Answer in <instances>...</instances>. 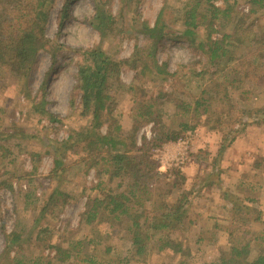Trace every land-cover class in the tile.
I'll list each match as a JSON object with an SVG mask.
<instances>
[{
  "label": "rangeland",
  "instance_id": "374dc122",
  "mask_svg": "<svg viewBox=\"0 0 264 264\" xmlns=\"http://www.w3.org/2000/svg\"><path fill=\"white\" fill-rule=\"evenodd\" d=\"M104 1L115 19L107 35L91 24L96 13L92 0L67 1L68 15L66 0H48L47 43L28 76H17L9 68L0 72V264H12L21 254L58 264L53 245L67 246L77 239L99 242L87 248L112 264H205L228 257L235 236L249 239L251 257L255 256L264 245V5L249 12L247 0L215 1L230 8L231 20L216 22L211 39L225 34L233 39L224 41L230 54L211 64L207 47L199 45L209 41L205 25L193 42L179 35L178 22L168 23L171 33L162 38H150L146 31L145 25H153L163 6L165 17L175 19L185 0ZM229 41L233 43L226 44ZM152 46L158 62L173 75L157 76L152 68L143 73ZM89 48L117 61L132 58L121 64L122 87L117 88L116 81L113 88L123 135L132 130L135 100L158 94L166 128L178 130L177 139L185 141L147 146L157 173L153 185L161 187V198L156 196L150 209L155 212L157 202L162 204L159 212L180 204L185 213L176 229L156 233L147 253L140 256L134 254L128 222L110 226L83 219L87 197L99 192V176L96 168L85 171L78 162L83 153L70 142L91 122L90 111L78 102L79 91L73 90L82 50ZM139 57L142 60L135 61ZM202 96L209 98L210 110L201 114L199 107L194 117L193 102ZM181 100L192 105L187 116L194 129L176 128L178 116L173 113ZM242 123L244 129L237 132ZM155 130L153 122L139 126L138 144L143 136L153 139ZM232 137L238 142L235 152H227V146L219 153L220 145ZM55 158L63 160L56 170ZM117 182L110 179L104 184L115 188ZM51 195L55 200L43 214ZM232 229L237 235L230 234ZM5 231L19 233L18 243H7ZM164 234L173 245L160 250L158 238ZM107 244L112 248L109 253L104 251Z\"/></svg>",
  "mask_w": 264,
  "mask_h": 264
},
{
  "label": "trees",
  "instance_id": "16d2710c",
  "mask_svg": "<svg viewBox=\"0 0 264 264\" xmlns=\"http://www.w3.org/2000/svg\"><path fill=\"white\" fill-rule=\"evenodd\" d=\"M24 1L26 3H22V0H0V72L4 68H9L14 71L13 74L26 78L38 51L45 48L47 43L44 32L49 8L48 0ZM67 1L69 0H66L64 4L65 15H68L69 2ZM92 1L96 7V13L92 17L91 24L103 35H107L114 26V16L104 6V0ZM215 1L185 0L180 14L170 20L165 17L166 9L163 6L153 25H145L146 31L150 38H162L171 33L168 23L178 22L180 25L179 35L188 37L193 42L199 27L205 25L209 41H201L199 45L207 47L205 51H209L210 63L215 64L219 58L227 53L230 54V50L224 46V41L226 38H232V35L225 34L219 40L211 39V33L217 29L216 22L221 25L231 20L230 8L228 6L219 7ZM247 1L251 5L249 12H254L264 5V0ZM232 43L229 41L226 44ZM82 53L84 59L78 66L73 90L79 91L78 102L80 106L85 107L88 112L90 111L91 122L88 127L77 131L75 133L77 136H72L70 143L76 152L83 153L78 162H83L86 166L85 171L96 168L99 176V182L96 185L99 192L94 196L87 197L83 219L87 224L105 222L110 226L128 222V228L132 233V243L135 246L134 254L140 256L147 253L150 242L154 236H157L156 233L163 231L170 233L176 229L185 213V209L180 204L173 205L166 212H159L162 210V204L159 202H157L158 206L155 212L150 209L152 206H149L152 201L156 202V196L160 197L161 187L153 185L157 173L154 170L155 165L147 146L148 144L160 145L166 141L176 140L180 133L176 129L166 128L160 96L157 94L135 100L132 130L128 135H123L120 116L115 110L118 98L113 88L116 81V87H122V83L118 80L121 64L128 63L132 58L123 61L113 60L105 52L96 48L84 49ZM156 53L155 46L148 49L143 73L147 68H152L157 76L173 75L165 68L164 64L158 62ZM141 60L142 58L139 57L135 61ZM135 61L133 60L134 67H136ZM27 87L28 81L25 80V91H27ZM204 92L207 93L203 90ZM193 103L194 117L199 114V107L203 108L201 114L207 113L211 107L209 98L204 96L197 98ZM176 105L173 113L174 117L178 116L176 128L182 131L194 129L195 124L187 116L191 113V103L181 100ZM45 113L51 115L49 111ZM148 122H153L156 129L155 136L152 137L153 139L143 136L139 145L137 131L139 126ZM104 124L107 126L105 132L101 131ZM219 124L221 123L219 122ZM242 124L243 127L237 129V132L244 129L245 123ZM233 140L234 137L227 143L223 142L218 152L222 153ZM62 165L63 160L55 158V170L61 168ZM104 176H108L105 181ZM110 179L118 180L115 188L104 184ZM54 200L51 195L49 201L44 202L41 211L43 214ZM4 233L7 243H18L19 233L14 231L11 233L5 231ZM230 234L237 235L235 229H232ZM235 237L231 240V253L228 257L222 256L205 264H264V245L255 256L251 257L249 239ZM158 240L160 250L173 245L165 234L159 236ZM97 243L99 242L94 239L88 241L77 239L74 242H69L67 246L53 245L56 249L55 258L58 264H112L111 260L101 258L96 253H92L91 248H87V244ZM175 245L181 249L180 242ZM111 250L112 248L108 244L104 247V251L107 253ZM12 264H52V262L45 260L43 256L26 258L21 254L13 257ZM116 264L123 263L120 261Z\"/></svg>",
  "mask_w": 264,
  "mask_h": 264
},
{
  "label": "crops",
  "instance_id": "0c3cea01",
  "mask_svg": "<svg viewBox=\"0 0 264 264\" xmlns=\"http://www.w3.org/2000/svg\"><path fill=\"white\" fill-rule=\"evenodd\" d=\"M238 142H233L228 148H227V152L229 151V153H233V152H235V148H237L238 146V144H237ZM231 151V152H230Z\"/></svg>",
  "mask_w": 264,
  "mask_h": 264
},
{
  "label": "built area",
  "instance_id": "2783aa9c",
  "mask_svg": "<svg viewBox=\"0 0 264 264\" xmlns=\"http://www.w3.org/2000/svg\"><path fill=\"white\" fill-rule=\"evenodd\" d=\"M183 142H185V141L182 139V137H179L178 139H176V142H174V143L181 145Z\"/></svg>",
  "mask_w": 264,
  "mask_h": 264
}]
</instances>
